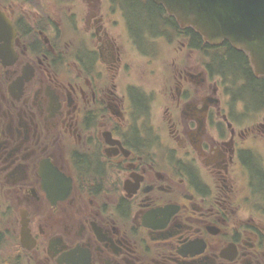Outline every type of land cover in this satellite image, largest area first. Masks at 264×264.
Here are the masks:
<instances>
[{"label": "flooded vegetation", "instance_id": "flooded-vegetation-1", "mask_svg": "<svg viewBox=\"0 0 264 264\" xmlns=\"http://www.w3.org/2000/svg\"><path fill=\"white\" fill-rule=\"evenodd\" d=\"M118 5L0 0V263L264 264V77Z\"/></svg>", "mask_w": 264, "mask_h": 264}, {"label": "water", "instance_id": "water-1", "mask_svg": "<svg viewBox=\"0 0 264 264\" xmlns=\"http://www.w3.org/2000/svg\"><path fill=\"white\" fill-rule=\"evenodd\" d=\"M153 1L211 45L229 41L249 55L257 75H264V0Z\"/></svg>", "mask_w": 264, "mask_h": 264}, {"label": "trees", "instance_id": "trees-1", "mask_svg": "<svg viewBox=\"0 0 264 264\" xmlns=\"http://www.w3.org/2000/svg\"><path fill=\"white\" fill-rule=\"evenodd\" d=\"M126 1L136 4L135 6H132V8L136 11L133 14L134 16L133 18H135L137 22L139 21V22L145 23L148 27L161 28V30L162 29L164 30L165 27L170 28L168 29V31H173L172 29H176V27L178 26L175 23V20L173 17H170L169 15H167L162 7L151 5L150 0H126ZM139 12H142V13H139ZM158 12L160 14V17H159V20H156L158 17L157 16ZM224 45L226 47L212 48V50H214V53H212V57L216 59L217 57L220 56V54H222L223 56V53H219V51L228 50L227 57H226L228 59L227 68H230L232 70L233 68H235L233 72H236L237 77H240L238 75L239 74L238 72H242L241 74H243V77L245 78V82H248V84L252 87V84H254L253 82L255 81V79L250 73V68L246 60V55L244 56L243 55L244 53L242 54V53L235 51L232 48V46H230L229 43H225ZM221 58L222 57L217 59L218 62L221 61ZM246 88L248 91H250L248 86H246ZM256 88H258V91H261L260 85L258 87L256 86Z\"/></svg>", "mask_w": 264, "mask_h": 264}, {"label": "rangeland", "instance_id": "rangeland-1", "mask_svg": "<svg viewBox=\"0 0 264 264\" xmlns=\"http://www.w3.org/2000/svg\"><path fill=\"white\" fill-rule=\"evenodd\" d=\"M168 35L173 36V40L171 38L172 41L169 42L168 40L170 38H168L166 40L159 41L158 48H160L164 57L169 56L168 57V60H169L172 56L173 46H180V43L178 42L179 38L176 35H174L173 33H170V32H168ZM160 59H161V57H160ZM147 60H148V64L151 65L152 67L161 65L160 66L161 69L165 68L164 63L162 61L159 62L155 57L148 58Z\"/></svg>", "mask_w": 264, "mask_h": 264}]
</instances>
